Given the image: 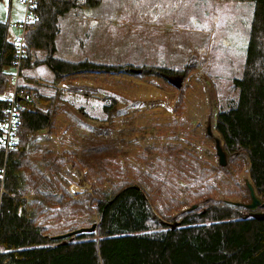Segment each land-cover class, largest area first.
<instances>
[{
    "label": "trees",
    "instance_id": "obj_1",
    "mask_svg": "<svg viewBox=\"0 0 264 264\" xmlns=\"http://www.w3.org/2000/svg\"><path fill=\"white\" fill-rule=\"evenodd\" d=\"M12 1H8L9 8ZM241 1L254 3L249 43L241 76L232 84L238 96L218 106L215 129L227 155L226 166L248 163L251 182L264 201V0ZM101 3L102 0H33V17L26 25L22 58L18 56L16 38L11 37L9 19L0 20V124L8 118L13 103L20 124L13 148L6 151L0 143V264H264V219L247 215L250 210L244 202L236 204L237 201L211 195L213 171L203 168L188 153L175 154L178 158L172 157V162L157 163L156 172L141 176L150 182L139 178L142 185L120 184L121 175L115 172L100 176L98 181H110L112 189H95L99 221L93 232L57 239L40 220L47 213L45 205L53 201L70 200L67 203L82 205L81 200H71L69 190L58 177L47 173L56 172L58 161L65 164L73 156L68 153L65 160L64 155L50 149L40 150L35 140L38 132L46 128L49 133L53 131L61 103L79 94H94L84 91L83 85L63 88L56 84L67 76L83 73L118 75L132 66L144 68L142 74L150 69L148 75L185 74L156 65L107 63L87 57L73 61L58 56L61 22L77 9L88 14ZM18 64L20 75L14 82L12 70ZM40 65L52 71L51 83L37 82L28 72ZM191 67L188 65L187 70ZM104 99L100 113L109 120L118 110L117 100L112 96ZM72 104L84 117L98 119L86 105L75 101ZM85 150L86 163L88 158L101 164L109 154L95 138L87 141ZM33 158L46 162L41 167ZM165 172H178L186 178L188 189H195L204 205L181 210L172 218L171 207L156 214L153 198L165 205L171 195V182L163 178ZM246 197L251 201L249 188ZM177 199L180 197L174 195L170 200L179 203ZM258 211L264 212V206H259ZM172 220H180V225L172 228L168 224Z\"/></svg>",
    "mask_w": 264,
    "mask_h": 264
},
{
    "label": "rangeland",
    "instance_id": "obj_2",
    "mask_svg": "<svg viewBox=\"0 0 264 264\" xmlns=\"http://www.w3.org/2000/svg\"><path fill=\"white\" fill-rule=\"evenodd\" d=\"M8 1L0 0V20L9 19L14 39L22 33L15 24L24 20L26 10L18 0H13L9 8ZM253 12L254 3L241 0H102L88 14L77 9L61 22L57 55L62 58L156 65L183 71L185 76L182 89L157 73L146 74L150 69L142 75L125 70L118 75L83 73L67 76L56 84L63 88L83 85L84 91L94 96L79 94L69 98L68 103H61L53 131L49 133L46 128L36 135L35 145L40 150L50 149L64 155L65 160L68 153L73 156L65 164L58 161L56 172L47 173L59 178L71 200L82 202L71 205L67 203L70 200H65L45 205L47 213L40 220L50 235L92 227L99 221L95 189H112L110 181H98L107 171L119 173L120 184L142 185L139 178L156 172L157 163L172 162V157L187 153L203 168L213 171L211 195L221 200L250 202L246 197L247 181H251L248 163H219L216 138L221 136L215 129V117L220 104L238 96L232 84L242 73ZM188 65L193 67L187 70ZM42 68L28 72L37 82L51 83L54 75L47 66L44 68L52 75L39 77ZM14 86L15 83L10 84V91ZM108 96L117 100L118 108L109 120L100 113ZM73 101L86 105L98 119L84 117L73 107ZM209 126L212 134L208 133ZM92 138L98 139L109 153L101 164L83 159L87 141ZM33 160L41 167L46 162L42 158ZM178 167L184 169L180 164ZM163 178L171 182L170 199L174 195L180 199L179 203L168 199L160 205L154 197L156 214L171 207L172 218L181 210L204 205L202 197H196L195 189H188L187 179L178 172H165ZM141 179L150 182L146 177ZM32 195L33 192L29 196ZM177 221L180 220L169 223Z\"/></svg>",
    "mask_w": 264,
    "mask_h": 264
},
{
    "label": "water",
    "instance_id": "obj_3",
    "mask_svg": "<svg viewBox=\"0 0 264 264\" xmlns=\"http://www.w3.org/2000/svg\"><path fill=\"white\" fill-rule=\"evenodd\" d=\"M127 70L129 72H131L132 74H142L143 71H144L143 68L134 67V66L128 67ZM162 75L165 78H167V80L169 82H171L177 88H181L184 85V74H174V75L162 74ZM208 133L212 134L211 126L208 127ZM216 149H217V154H218V157H219V163L222 166H225L227 164V155H226L225 150L223 149L222 142H221L220 138H216ZM247 186H248V188L250 190V195H251V201L244 204V206L250 210V212L247 215H251L252 217H255V218L259 219V220H262V219H264V212L257 211V209L261 205L264 206V201L258 195L257 190L255 189V187H254V185L252 184L251 181H247ZM236 204H240V203L237 202ZM168 224L172 228H175L178 225H180V221H177L175 223H169L168 222ZM96 225L97 224H94L92 227L77 228V229L70 230V231H67L65 233H62V234L55 235L53 237L57 238V239H63V238L69 237L71 235H76V234H80V233H83V232H93L96 229Z\"/></svg>",
    "mask_w": 264,
    "mask_h": 264
},
{
    "label": "built area",
    "instance_id": "obj_4",
    "mask_svg": "<svg viewBox=\"0 0 264 264\" xmlns=\"http://www.w3.org/2000/svg\"><path fill=\"white\" fill-rule=\"evenodd\" d=\"M19 4L25 8V16L24 20H21L18 22L17 26L22 29L21 35H19L16 38V42L18 43L19 46L18 48V56L19 58H22L25 56V46L24 44V33L26 30V25L29 20L32 19L33 13L31 11L33 0H19ZM20 63V61H19ZM13 75L12 79L14 82L17 81L19 78V64L18 66H15L14 69L12 70ZM31 98L36 99V95H31ZM12 99L13 95H12ZM18 111L16 109V104L13 103L11 109H10V114L8 118L6 119L5 122L0 124V143L5 146L6 151H9L11 148H13L15 142L17 141V134H18V129L20 128V124L18 122Z\"/></svg>",
    "mask_w": 264,
    "mask_h": 264
},
{
    "label": "crops",
    "instance_id": "obj_5",
    "mask_svg": "<svg viewBox=\"0 0 264 264\" xmlns=\"http://www.w3.org/2000/svg\"><path fill=\"white\" fill-rule=\"evenodd\" d=\"M4 20V19H3ZM18 22H20V21H16V24H15V27L16 28H19L18 26H17V24H18ZM20 29V28H19ZM41 67H43L42 68V70H41V72H39L38 74H39V77L40 76H50V75H52V74H50V71L47 69V68H44V67H46V65H40ZM38 67V66H37ZM44 78V77H43ZM45 130V129H44Z\"/></svg>",
    "mask_w": 264,
    "mask_h": 264
}]
</instances>
